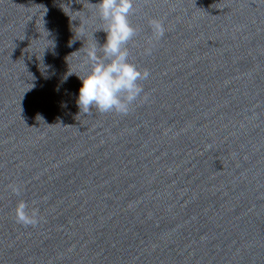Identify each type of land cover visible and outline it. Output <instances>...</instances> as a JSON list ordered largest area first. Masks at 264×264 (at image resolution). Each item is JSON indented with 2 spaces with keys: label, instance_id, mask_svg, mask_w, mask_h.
<instances>
[{
  "label": "water",
  "instance_id": "95a60500",
  "mask_svg": "<svg viewBox=\"0 0 264 264\" xmlns=\"http://www.w3.org/2000/svg\"><path fill=\"white\" fill-rule=\"evenodd\" d=\"M99 2L0 0V264H264V0H134L126 116L77 104Z\"/></svg>",
  "mask_w": 264,
  "mask_h": 264
},
{
  "label": "clouds",
  "instance_id": "9594fccd",
  "mask_svg": "<svg viewBox=\"0 0 264 264\" xmlns=\"http://www.w3.org/2000/svg\"><path fill=\"white\" fill-rule=\"evenodd\" d=\"M92 5L104 25L99 30L106 32L107 38L103 45H98L94 39L95 43L81 48L84 51L82 67L86 71L78 75L82 86L77 104L80 112L88 115L95 109L101 114L126 116L138 101H148V94L141 82L150 77L148 69H140L129 59L128 44L138 34L129 19L136 11L134 0H100ZM149 26L152 36L144 49L146 55H151L153 42L163 38L166 31L163 21L159 19H150ZM8 188L14 195L20 196L19 185L9 184ZM13 213L15 222L24 227H36L43 219L39 208L30 207L23 199L18 200Z\"/></svg>",
  "mask_w": 264,
  "mask_h": 264
}]
</instances>
